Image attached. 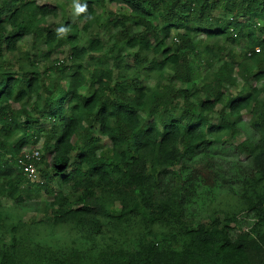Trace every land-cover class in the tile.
<instances>
[{"label": "trees", "instance_id": "obj_1", "mask_svg": "<svg viewBox=\"0 0 264 264\" xmlns=\"http://www.w3.org/2000/svg\"><path fill=\"white\" fill-rule=\"evenodd\" d=\"M77 3L87 5L75 13L83 30L96 8L121 7L108 13V48L97 38L78 47L70 36L68 65L39 72L23 54L14 72L4 55L24 36L41 42L44 60L59 46L43 23L57 9L0 2V264H264V85H256L264 82V0ZM219 38L244 47L223 60L221 47L206 44ZM219 60L200 78L201 65ZM242 114L256 137L233 147L247 161L236 171L242 216L192 225L187 211L198 192L218 188L210 151L237 134ZM37 142L35 160L22 149ZM18 161L32 163L35 177ZM31 193L45 198L39 222L11 221L2 202L20 209ZM131 224L139 229L132 235L163 228L177 242L125 251L119 238ZM62 228L72 238L61 248L41 245Z\"/></svg>", "mask_w": 264, "mask_h": 264}, {"label": "rangeland", "instance_id": "obj_2", "mask_svg": "<svg viewBox=\"0 0 264 264\" xmlns=\"http://www.w3.org/2000/svg\"><path fill=\"white\" fill-rule=\"evenodd\" d=\"M2 0H0L1 2ZM78 0H35L37 4L48 3L56 7L57 14L55 17H49L43 21L44 25L47 26L52 32H54L58 38H60L61 43L56 48L51 50V55L47 60H44L42 54L46 52V48L37 41L35 45L32 44L33 39L30 35L24 36L17 45V49L13 54H5L4 58L9 59L10 69L16 72V58L26 54L28 59L35 63V68L39 72L42 71V66L47 65L51 62L62 61L64 65H68V44L64 41V38L74 36L77 42L78 47H87L88 42L92 38H97L103 45V50L105 51L108 48V35L112 33L108 28V13L116 14L120 12L121 7L114 5L105 4L102 8H96L94 17L95 21L91 23L90 27L86 30L82 29V21L77 20L75 15L74 3H77ZM66 24V27H65ZM69 25V26H67ZM65 27L68 29L67 33L60 35L57 33V29L60 27ZM195 39H203L202 36H195ZM263 39V38H260ZM194 40V39H193ZM169 42V41H168ZM167 42V43H168ZM206 44L211 48L215 49L216 47H221L222 51L220 56H223V60H226L225 54L228 50L232 53H238L244 47V41H237L236 44L231 45L228 42H224L223 38L212 39L206 41ZM100 54V53H99ZM222 60V58L220 57ZM220 60L209 67L200 66L199 76L200 78L206 72H214L220 65ZM21 68L27 70L28 64L26 61H20ZM252 68V67H251ZM18 72V71H17ZM235 70L233 71V73ZM146 83L153 82L151 79H147ZM199 82V81H197ZM251 84H254V81L250 80ZM177 85V84H176ZM256 85L259 87L264 85V82H257ZM241 84L228 88L229 92H237ZM211 122L216 120V116L211 117ZM238 130L237 134L226 144L217 145L213 147L210 151V155L215 161L216 170L218 172L217 185L218 188L213 189L210 193H205L204 191H199L191 203L189 210L187 211V218H189L192 225L196 223L205 224L209 220L217 218L221 220L225 214L235 215L236 218L242 216L241 204L237 200L238 196L235 193L239 189V180L241 175L237 176V169L240 166L246 165L247 161L243 156H240L233 147L242 142L244 139H255L256 137L249 130L247 125V117L242 114L241 122L237 125ZM106 141L102 139V145ZM39 149V142L37 144L26 146L22 149V152L26 154H31L36 152ZM240 174V173H239ZM56 188V187H54ZM45 202V198L42 194L34 195L31 193V199L23 204L20 209H13L10 202H2V207L8 216L11 218V221L15 220L16 216H19L24 222L37 223L41 219L40 209L41 204ZM139 230L136 226L130 225L129 229H126L120 234V240L123 241L122 248L125 251H135L142 248H148L150 246H156L158 248H165L167 246H172L177 242L176 235L172 232H169L167 229L161 228L160 230L153 229L155 235H132ZM40 233H42L40 231ZM111 233V232H108ZM44 236L45 233L40 234ZM72 238V233L67 232L64 228L56 229L53 231V237L46 238L43 240L41 245L43 247H48L51 250L61 248V246L68 239ZM23 246L26 245L29 247L27 242L22 243ZM28 259V258H27Z\"/></svg>", "mask_w": 264, "mask_h": 264}, {"label": "built area", "instance_id": "obj_3", "mask_svg": "<svg viewBox=\"0 0 264 264\" xmlns=\"http://www.w3.org/2000/svg\"><path fill=\"white\" fill-rule=\"evenodd\" d=\"M254 51L257 52L258 50L254 49ZM29 157L37 160L38 159L37 151L36 152H32L29 155ZM18 164H19V168L21 169L23 175L26 178H34L35 177L36 172H35V168H34L32 163H30V162L26 163V162L18 161Z\"/></svg>", "mask_w": 264, "mask_h": 264}, {"label": "clouds", "instance_id": "obj_4", "mask_svg": "<svg viewBox=\"0 0 264 264\" xmlns=\"http://www.w3.org/2000/svg\"><path fill=\"white\" fill-rule=\"evenodd\" d=\"M74 7H75V13L77 15L85 13L87 10V5H81L79 3H74ZM88 19H91V17L89 16ZM67 31L68 29L63 26L57 29V33L60 35L67 33Z\"/></svg>", "mask_w": 264, "mask_h": 264}]
</instances>
